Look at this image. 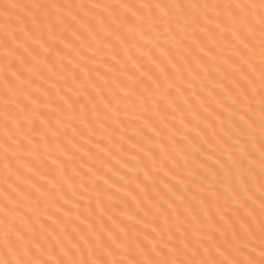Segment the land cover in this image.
<instances>
[{"label":"snow or ice","instance_id":"1","mask_svg":"<svg viewBox=\"0 0 264 264\" xmlns=\"http://www.w3.org/2000/svg\"><path fill=\"white\" fill-rule=\"evenodd\" d=\"M0 264H264V0H0Z\"/></svg>","mask_w":264,"mask_h":264}]
</instances>
